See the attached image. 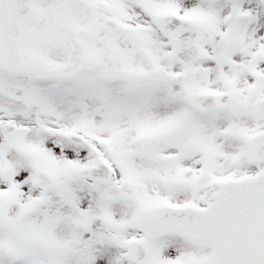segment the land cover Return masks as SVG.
Instances as JSON below:
<instances>
[{
    "label": "snow or ice",
    "instance_id": "1",
    "mask_svg": "<svg viewBox=\"0 0 264 264\" xmlns=\"http://www.w3.org/2000/svg\"><path fill=\"white\" fill-rule=\"evenodd\" d=\"M0 264H264V0H0Z\"/></svg>",
    "mask_w": 264,
    "mask_h": 264
}]
</instances>
